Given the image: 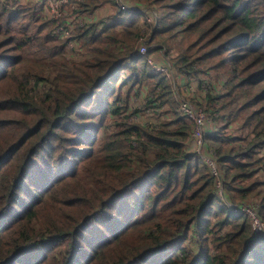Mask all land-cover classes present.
Returning <instances> with one entry per match:
<instances>
[{
    "label": "trees",
    "instance_id": "1",
    "mask_svg": "<svg viewBox=\"0 0 264 264\" xmlns=\"http://www.w3.org/2000/svg\"><path fill=\"white\" fill-rule=\"evenodd\" d=\"M19 1L0 0V264H264L227 206L257 201L264 221V0H82L70 55L47 0ZM106 5L109 22L85 19ZM157 51L207 75L189 100L212 120L202 155L225 201ZM143 89L155 122L131 105Z\"/></svg>",
    "mask_w": 264,
    "mask_h": 264
},
{
    "label": "built area",
    "instance_id": "2",
    "mask_svg": "<svg viewBox=\"0 0 264 264\" xmlns=\"http://www.w3.org/2000/svg\"><path fill=\"white\" fill-rule=\"evenodd\" d=\"M82 0H47L42 5L45 8L46 15L48 18L59 21L58 25L54 29V33L59 36V38L64 39L65 50L70 55V51L74 48V42L71 39H68L72 34L71 22L64 21L61 23V19L64 16H67L71 10L76 9L75 2H80ZM117 6L121 10L127 9V6L123 3L122 0H115ZM67 14V15H66ZM76 16L74 19L76 20ZM74 19L71 17V21ZM78 21L81 20L78 18ZM147 52L145 45H141L138 48V54L144 55ZM148 64L151 65L157 72L165 74L167 77L170 76L171 66L167 62L162 64H156L151 60H147ZM188 91L192 90V86H187ZM174 91V90H173ZM174 94L176 92L174 91ZM178 106V111L183 117V119L188 122L191 126L190 137L194 143V151L199 155L204 163L208 166L211 175L214 178L216 195L217 198L221 201H225V194L223 190V181L221 179L219 170L216 166L214 159L209 155H202V150L204 147L203 141V132L204 130L211 125V118L205 111L198 105L191 102L187 97H179L176 95L175 98ZM230 211L234 214H243L245 215L251 227L253 234L259 235L264 238V222L258 214L257 204H227Z\"/></svg>",
    "mask_w": 264,
    "mask_h": 264
},
{
    "label": "rangeland",
    "instance_id": "3",
    "mask_svg": "<svg viewBox=\"0 0 264 264\" xmlns=\"http://www.w3.org/2000/svg\"><path fill=\"white\" fill-rule=\"evenodd\" d=\"M19 2H24V1L20 0ZM10 4H11V1L7 5H10ZM103 7L104 8L102 10H106L107 17L93 14L91 17H88V18H85V19L88 20V21H91V20H102V21H104V20H106L105 18H111L113 16V14H114L113 8L111 9L109 5H106V6H103ZM94 13H96V11ZM102 14H104V13H102ZM145 16H148V20L147 21L149 23L154 24V20H155L157 14L155 13V11L152 10L150 14H147ZM145 16L143 14V17H145ZM70 19H71V17L64 16L61 19L60 22L61 23H63L64 21L71 22V23L74 22L73 20L71 21ZM151 46H154V45H151ZM145 47H146V45H145ZM147 53H148V48H147V52L144 55H146ZM147 59L151 60L152 62H154L156 64H162V63H165V62L166 63L167 62L168 63L171 62L170 58L166 57L165 53L163 51L154 52V54L151 57H148ZM170 66H171L170 76L167 77V78L170 81V84L172 85L173 90L175 92H177L178 96L179 97H184L185 95H187L188 99H191V100H194V101L199 100L200 99V95H202L207 90L206 88L203 87L205 85V83H204L205 80H207V75L195 76V77L187 76V75L179 73L177 71L176 67L172 66L171 64H170ZM187 86H192V90L188 91L186 89ZM218 88H219V85L215 84V91H217ZM145 94H146V92L143 89V90L140 91V93L132 95L133 99H132L131 105H132L133 108H137V109H143L144 108L143 106H144V96H145ZM201 108L206 113L207 110H205V108L203 106H201ZM151 110H153V109L150 108V107L149 108H145L141 112L138 113V116L140 115L141 118L143 120H145V121L155 122V118H154L155 114H152ZM236 128H238V124L237 123L231 125V127L228 128L229 133H232V134L236 133L237 135H240V136H242V134L246 135V133L243 132V131H241V133L236 131L237 130ZM259 188L264 190V188H262V187H259ZM252 202H256L255 204L258 203L257 201H252Z\"/></svg>",
    "mask_w": 264,
    "mask_h": 264
},
{
    "label": "crops",
    "instance_id": "4",
    "mask_svg": "<svg viewBox=\"0 0 264 264\" xmlns=\"http://www.w3.org/2000/svg\"><path fill=\"white\" fill-rule=\"evenodd\" d=\"M23 1H25V0H23ZM30 1H32V2H37V3H40L41 2V0H30ZM104 7H102V8H100V9H98V10H96V13H94V14H96V15H100V16H104V17H107V13H106V10H102ZM106 8V7H105ZM102 13H104V14H102ZM106 20H104V22H109L110 20H111V18H105ZM183 85V84H182ZM185 88V87H184ZM176 95H178L177 94V92H176V94H174V98H176ZM184 97H187V95H185ZM240 133V132H239ZM234 136H240V135H237L236 133H234L233 134ZM259 177L260 178H262L263 180H264V172H262V173H260V175H259Z\"/></svg>",
    "mask_w": 264,
    "mask_h": 264
}]
</instances>
